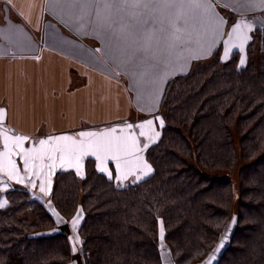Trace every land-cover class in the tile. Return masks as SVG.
I'll use <instances>...</instances> for the list:
<instances>
[{"label":"trees","instance_id":"trees-1","mask_svg":"<svg viewBox=\"0 0 264 264\" xmlns=\"http://www.w3.org/2000/svg\"><path fill=\"white\" fill-rule=\"evenodd\" d=\"M245 54L239 65V53L227 62L215 53L167 82L163 125L144 153L149 176L121 185L86 158L83 177H54L59 219L31 193L7 191L0 264H72L77 214L83 264H166L163 255L170 264H264V29Z\"/></svg>","mask_w":264,"mask_h":264},{"label":"crops","instance_id":"crops-1","mask_svg":"<svg viewBox=\"0 0 264 264\" xmlns=\"http://www.w3.org/2000/svg\"><path fill=\"white\" fill-rule=\"evenodd\" d=\"M177 15L184 30L172 47L164 37ZM256 28L264 29V0H0V133L10 137L5 148L0 134V210L12 189L50 203L56 173L83 177L86 158L121 185L149 176L144 153L159 136L167 82L215 53L227 62L237 52L243 65ZM17 136L27 139L17 146ZM132 138L136 148L121 159L128 174L110 156L101 171L103 146ZM24 151L32 152L27 166ZM8 160L22 182L9 175Z\"/></svg>","mask_w":264,"mask_h":264},{"label":"snow or ice","instance_id":"snow-or-ice-1","mask_svg":"<svg viewBox=\"0 0 264 264\" xmlns=\"http://www.w3.org/2000/svg\"><path fill=\"white\" fill-rule=\"evenodd\" d=\"M145 7H148V5H144ZM206 9H210L211 8V5L209 4H204V5H200ZM132 7H139L138 4H133ZM181 19V17L179 15H177L175 18H170L169 19V27L172 29L171 32H166V35L164 37V39H166L170 46L172 47H176L180 42H181V36H180V33L184 30L182 29L181 27H178V22L179 20ZM143 23L147 24L148 21H144ZM239 25H236L233 27V32H237L239 30ZM162 32H165L166 30L164 29L163 27V22L161 21V29H160ZM146 39L150 42L151 41V36L148 35L146 36ZM248 39L247 36L244 37V40L246 41ZM227 55V53L225 54ZM241 63H243V61H241ZM145 124L151 126L153 124V121L152 120H148L145 122ZM160 124L163 125V120H160ZM129 128L132 127V125H129L128 126ZM136 127H139V128H143L144 127V124H140V125H137ZM113 131H115V129H113ZM2 135H4V140H5V148H7L8 146V140L10 139V137L7 136L6 133H0ZM85 135H90L88 133H81V136H85ZM104 135H107L104 134ZM140 136H145L146 133L141 131L139 133ZM156 135H159V133H156ZM24 139H27L26 137H15V141L17 143V146H20L21 142L24 140ZM60 139H68L67 137H61ZM46 142L41 140L40 141V144H41V147H43V145L45 144ZM136 145H137V141L135 138H132L130 141L128 139H125L123 142H116V143H109L107 145H104L103 146V151L105 152V156L103 157V159L100 157V156H97V159L101 161V167H100V170L101 171H104V167H103V163H104V160L108 159L109 156L112 160H114L116 162V169L118 172L121 173V176H126L128 173L123 171L122 169V165H121V159L122 157H126L128 155H131L132 154V151L136 148ZM81 150H83V145L81 144L80 146ZM35 151V150H33ZM55 151V149L53 150ZM63 149L61 150L62 152V155H61V160H63ZM8 153H5L4 155H7ZM83 154V152H82ZM32 157V152L31 151H24L23 152V160H24V164L25 166H27L29 164V161ZM52 157H50L51 159ZM8 164V168H9V175L10 176H15L17 178V182H22L24 177L22 176H19L18 172H17V169H16V165L13 161L11 160H8L7 162ZM145 167L147 168V165H145ZM150 171V169H148ZM110 178H111V174H109ZM118 179L120 177H117ZM137 179H139V177H137ZM34 186V185H33ZM40 191L41 192H44L45 191V187H44V184L43 182L41 183L40 185ZM6 203V201H5ZM0 207H3V204H0ZM77 220H73L72 222V226L73 228L76 227V224H77ZM161 237H163V232H161ZM223 245H221L220 247H222ZM73 251H75V248H73ZM216 251L218 252L219 251V247L216 249Z\"/></svg>","mask_w":264,"mask_h":264},{"label":"rangeland","instance_id":"rangeland-1","mask_svg":"<svg viewBox=\"0 0 264 264\" xmlns=\"http://www.w3.org/2000/svg\"><path fill=\"white\" fill-rule=\"evenodd\" d=\"M159 120H161V118L159 117ZM159 133V132H158ZM231 178L233 180V184H234V188L236 189L237 186H238V176H237V169L233 171V173L231 174ZM141 180V179H139ZM47 207L49 209V211L51 212V214L54 216V218H57L59 219L58 215L55 213L53 207L51 206L50 203H47ZM235 203L233 201V204H232V215H231V219L229 220V223H228V226L227 228L225 229V232H224V238L222 240V242H224L225 240V233L228 232V229L231 228L232 224H233V221H234V216H235ZM73 220H77V224H76V227L73 228L72 226V222ZM80 214H77L73 219L72 221L70 222V225L68 226V230H69V233H70V239H71V242H72V245H73V248H75V251H74V254H73V261H72V264H83L81 262V259H80V256H79V252H78V248H79V245H80V241H79V237H78V234H77V228H78V225L80 224ZM227 236V235H226ZM164 256V259H165V263L166 264H170L169 261H168V258L166 255H163Z\"/></svg>","mask_w":264,"mask_h":264}]
</instances>
